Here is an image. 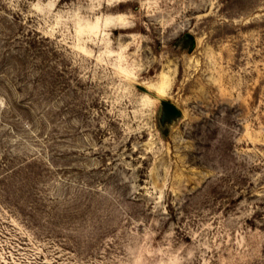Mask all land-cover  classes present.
Here are the masks:
<instances>
[{
    "label": "rangeland",
    "instance_id": "obj_1",
    "mask_svg": "<svg viewBox=\"0 0 264 264\" xmlns=\"http://www.w3.org/2000/svg\"><path fill=\"white\" fill-rule=\"evenodd\" d=\"M0 264H264V0H0Z\"/></svg>",
    "mask_w": 264,
    "mask_h": 264
},
{
    "label": "water",
    "instance_id": "obj_2",
    "mask_svg": "<svg viewBox=\"0 0 264 264\" xmlns=\"http://www.w3.org/2000/svg\"><path fill=\"white\" fill-rule=\"evenodd\" d=\"M161 102V122L164 123L166 121H174L175 119L182 116L181 109L172 101L160 98Z\"/></svg>",
    "mask_w": 264,
    "mask_h": 264
}]
</instances>
